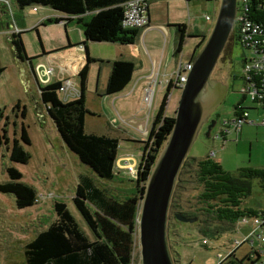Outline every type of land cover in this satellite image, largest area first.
Here are the masks:
<instances>
[{
    "label": "trees",
    "instance_id": "16d2710c",
    "mask_svg": "<svg viewBox=\"0 0 264 264\" xmlns=\"http://www.w3.org/2000/svg\"><path fill=\"white\" fill-rule=\"evenodd\" d=\"M130 1L132 0H14V6L19 11L24 10L26 6L32 8L36 5L52 8L60 16L47 17L42 25L58 24V20L63 18L65 26H68L72 21L79 25L86 42L105 41L106 43L118 42L121 45H126L135 43L145 28L124 25L126 8ZM143 2L147 12L149 0H143ZM247 13L252 24L259 26L264 31V3L261 0H250ZM240 25L239 21L233 25L232 34L221 53L224 60L228 57L231 59L232 44L235 40L240 43L243 49L245 48L241 42L243 33ZM1 27L3 28V23H1ZM172 27H175L179 34L174 49L175 57H179L185 45L186 26L179 23ZM37 29L36 26L34 30L37 32ZM22 32H24L23 28L18 33L8 34L12 37L8 41L9 45L11 48L15 47L12 50V56L13 58L20 57L24 61H31L33 57L26 56ZM205 39L206 36L200 37L198 49L205 44ZM86 44H84L85 48ZM89 60H91L90 57L87 62ZM244 62L245 59L243 64H245ZM112 63V71L105 88L106 95H117L123 92L124 88L131 83L132 75L136 70L130 60H114ZM243 64V71L239 75L244 81L241 90L243 97L240 102L233 105V118L236 121L243 120L242 126L244 123H249V110H259L260 108L264 113V71L256 69L245 72ZM218 67L224 75L226 68ZM88 71L87 63L78 74L81 94L77 99L63 102L59 88L62 81L48 83L40 87L39 97L40 101L46 105V111L54 121L55 127L58 128L62 141L78 156L80 162L92 169L99 178L113 181L117 176L116 171H118L116 164L120 143L113 136L88 133L85 128L87 114L93 115L86 102ZM3 72L4 68L0 67V75ZM233 77L236 78L238 75L234 74ZM247 85L249 90L253 91L254 99L248 93ZM172 88V82L167 84L160 110L154 116L149 139L143 142L144 151L141 156L142 161L138 165V177L130 176L128 181L133 184V187L118 195L110 192L107 188L99 187L86 175L80 176L73 204L81 213L88 227L87 231L75 220L69 207H66L63 202L55 201L53 206L57 215L53 223L49 227L41 229L33 240L26 243L24 257L27 264H136L138 262L135 255V244L137 243L136 231L139 227L140 196L146 190V182L150 177L151 169L155 166L157 157L175 124L174 116L169 117L166 113ZM246 99L250 100L251 107L244 105ZM14 109L19 110L22 116L26 117L25 108L21 107L20 101ZM245 112L248 113V117L245 116ZM217 116L220 115L217 113ZM4 119L5 112L0 106V122ZM7 120V118L4 120L3 127L0 128V147L5 146V149L10 153L11 162L26 164L30 160V153L25 151L22 143L26 145L31 143L27 129L22 126L19 138L11 140L8 136ZM218 120L221 119L218 118ZM241 130L242 127L238 131L237 137ZM228 132H222L224 139ZM211 137L213 136L211 135ZM179 172L171 197V206H169V216L172 219L176 212L185 216L189 215L192 218H199L198 221L206 223L207 230L220 235L221 229L238 232L240 231L238 223L246 224L243 223V219L264 215V212H257L254 208H243L242 206L244 200L252 194L251 183L254 178L260 180V187L264 189V169L241 167L233 174L230 171H225L222 164L208 154L200 159L187 156ZM7 175L10 181L0 183V193L14 195L15 205L19 209L33 206L38 200V193L32 185L22 181V172L17 167H9ZM248 226H251L250 233L233 238L229 245L225 244L223 258L216 264H264V244H261L260 241H255L252 244L253 249L242 258L235 253L237 249L246 244L236 245L238 239L244 241L246 236L251 235L245 239L248 244L251 242L254 227ZM205 236L207 237V234ZM208 241L210 242L209 239ZM204 246L207 247V245Z\"/></svg>",
    "mask_w": 264,
    "mask_h": 264
},
{
    "label": "rangeland",
    "instance_id": "374dc122",
    "mask_svg": "<svg viewBox=\"0 0 264 264\" xmlns=\"http://www.w3.org/2000/svg\"><path fill=\"white\" fill-rule=\"evenodd\" d=\"M9 2V7L6 10L12 15L14 0H6ZM202 3L197 4V7L192 12L183 10H175L176 15H180V19L185 20L186 25L193 23L196 19L197 23L202 29H206V33H211L212 27L218 17L217 13L220 10L221 0H201ZM207 5L205 6L204 4ZM40 9V14L45 11L44 8L36 5ZM29 9L26 6L25 19L28 22H32L36 16L30 15ZM1 11V7H0ZM12 11V12H11ZM21 13V11H18ZM185 14V16H183ZM212 17V23L207 27L208 19ZM20 21V19H17ZM0 20V67L4 68L3 74L0 75V106L5 112V119H8L9 138H19L22 133V126L26 127L28 132L30 145L23 144V148L27 153H30V160L26 164L19 162H11L8 151L5 146L0 147V183L8 182L7 169L9 167H17L22 172V181L26 184L33 186V189L38 193V200L32 206L28 208L19 209L15 205V196L12 194L0 193V264H27L24 257L26 243L33 240L41 229L49 227L55 220L56 211L54 209V202H63L66 207H69L73 217L76 221L87 231L88 227L82 218L81 213L75 208L73 199L75 196V189L79 184V177L86 175L93 182L99 185L101 188H107L110 192L120 194L127 191L128 188H132L133 184L129 183L131 178L130 174L126 170L121 171V178L119 175L112 180H103L99 176L89 169L85 164L81 163L78 156L72 152L64 141L61 139V134L58 128L55 127L54 121L51 119L46 111V106L42 102L36 103L37 99V87L35 85V79L29 74V65L25 66L26 74L30 79V87L32 95L28 94V90L24 87L20 74L18 73V66L13 58L12 48L8 43L7 36L1 31ZM59 28V27H58ZM170 28V27H169ZM62 29V28H61ZM57 29L53 26H48L46 30L37 34L33 29L32 31H25L22 34L23 44L26 49L28 58H35L34 56H40L43 53L42 44L44 43L43 35L46 37V42L49 39H54V34ZM63 30V29H62ZM61 30V32H62ZM177 30V29H176ZM43 34V35H42ZM208 34V35H209ZM39 35L42 37L40 38ZM163 37V36H162ZM185 48L186 56H182L184 63L194 61L198 56V45L200 38L197 36L186 37ZM42 39V40H41ZM198 49V50H197ZM244 49L240 43L235 40L232 44L231 51V64L226 65V72L223 75L219 71L218 66H222L223 62L217 64L216 69L211 76L213 80H220L222 84L227 86V95L222 103L217 106L216 112L211 116L210 120L220 118L222 120H232L234 117V107L236 103L242 100L243 95L241 90L244 86V81L239 76L242 71V64L244 61ZM249 55V53L247 54ZM172 55L170 56V58ZM251 57L250 55L248 56ZM38 61V60H36ZM170 63L173 66L172 60ZM238 77H233V75ZM96 78V77H95ZM77 86L80 84V80H75ZM92 85V84H91ZM222 86V85H221ZM167 84H159L156 88V95L152 101V106L147 109L144 105L139 107V113L137 117V123L143 122V128L141 135L143 139L148 138L150 126H152L154 116L160 110L161 100L164 99L166 93ZM78 88V87H77ZM221 88H219V91ZM178 94L174 97L171 91V97L167 102L166 113L169 117H173L176 114L178 108V101L181 97V89H177ZM35 98V100L32 99ZM18 101L21 102V107L25 108L26 117L22 116L19 110L14 109ZM113 99H110L109 103L98 102L97 99L89 101L91 109L97 111L95 116L89 118L86 128L89 133H99L100 131L109 132V128L105 126L104 122L100 120L98 116L102 107H111L115 111L113 106ZM245 106L251 107V102L246 99ZM36 105L41 106V114H43V120L39 123L38 116L36 114ZM99 110V111H98ZM217 113L220 116H217ZM250 117L249 123H244L240 135L233 131L234 126L230 127L226 139L222 137L207 138L206 129L207 124H204L200 129L197 140L192 144V148L187 156L200 159L205 155H208L212 150L216 151L214 159L222 164L224 170L230 171L235 174L241 167L264 169V125L262 122V110L255 109L249 110ZM217 117V118H216ZM4 120L0 122V128H2ZM125 123L120 122L121 127ZM126 125V124H125ZM114 126V125H112ZM116 126V125H115ZM114 126V127H115ZM129 126L135 127L131 124ZM221 127V122L218 120L215 129L212 130V136ZM141 128V127H140ZM225 130V129H223ZM147 132V135L145 133ZM139 135V134H138ZM140 136V135H139ZM141 137V136H140ZM120 141L121 147L117 153L118 158L127 149H132L136 157L140 160V148L143 144H131L128 143L125 138ZM144 140L142 142H144ZM127 148V149H125ZM128 151V150H127ZM120 178V179H119ZM260 180L254 178L251 183L252 194L248 196L244 203L243 208L263 209L264 211V189L260 187ZM257 211V210H256ZM169 224V241L171 249L175 253V264H216L220 260V254L225 244H230L233 238L240 237L248 234L251 231L249 224L238 223L240 231L234 232L229 229H221V234L216 235L207 230V225L203 221L195 223H180L170 216L168 219ZM139 231V227H138ZM136 231L137 243L135 244V255L140 263V249H139V236ZM205 231H207L205 233ZM207 234V237L205 236ZM207 238L210 240L207 247L204 246L203 240ZM249 248L248 244L243 245L237 249L236 255L244 256L246 250Z\"/></svg>",
    "mask_w": 264,
    "mask_h": 264
},
{
    "label": "crops",
    "instance_id": "0c3cea01",
    "mask_svg": "<svg viewBox=\"0 0 264 264\" xmlns=\"http://www.w3.org/2000/svg\"><path fill=\"white\" fill-rule=\"evenodd\" d=\"M198 2L202 3L201 0H149V7L147 10L150 19L148 25L149 28H144L138 39L133 44L129 43L121 45L118 42L106 43L105 41L100 43L92 41L86 42L85 37L82 35V30L75 21L70 22L68 26L53 23L42 25V22L47 19V17L60 16L56 11L49 7L44 8L45 11L41 14L38 6V10L35 13H31V9H29L30 15L39 16H36L32 22H28L25 19V10H21V13H19V10L13 4L15 10L13 9V15L11 17L9 11L6 10V7L0 3V20L3 23L1 31L8 37V34H6L7 30H14V28L19 30L23 28L24 32H27L32 31L37 26V34L46 30L48 26H53V28L57 29L55 30L57 32L54 34V39L51 38L47 40V42L46 37L42 34L44 40V43L42 44L43 53L40 56H34L35 58H33V60L27 62L29 65V74L34 77L35 85L37 87L36 96L38 101H36L34 97H32V99L35 100L36 103L42 102L39 97L40 87H43L48 83H58L59 81H62L63 78L73 79L75 85L77 86L75 80H80L78 74L88 63L89 71L87 72L88 84H86V102L93 115L87 114L86 124H88L89 118L98 113L97 111L91 109L89 101L97 99L98 102L102 101V103L106 105V103H109L110 99H113L112 102L114 103L113 106L115 111L112 110L111 107L109 109L107 107H102L100 111L98 110L100 120L103 121L105 123L104 125L109 128V132L100 131L99 133L101 135L113 136L118 143L125 138L128 143L135 144L136 142L141 145L143 144L142 141L144 139L140 131L146 129L143 128V122L137 123V117L135 116L139 113L138 109L140 106L144 108V105L142 104L144 94L143 90L149 83V75L152 73L153 69H156V71L159 72L161 84H167L165 82L166 78H174L178 59L182 58V56H186L187 54L184 50L186 49L184 45V48H182V51L180 52V56L175 57L174 49L176 48L177 37L179 34L176 28L172 26L176 24L179 25V23L185 24V20L180 19V15H176L174 11L183 10V13L185 11L192 12V10L197 7ZM204 5L206 6L207 3ZM183 16H185V14ZM21 17L22 20L20 23L17 19H20ZM3 18H5V20H3ZM196 21L197 20L194 19L193 23L189 26L185 24L186 35L184 40L187 39L186 37L194 35L199 38L209 36V33H206V29H202V27L196 24ZM211 23L212 17L210 16L208 23H206L207 27H209ZM8 25L9 27L5 29ZM39 37L42 38L40 35ZM85 43H87L86 48L84 47ZM171 55L172 57L170 58ZM89 57L91 60L87 62ZM114 60H130V62L135 65L136 70L132 75L131 83L124 88L123 92L117 95H106L105 88L109 80V74L112 71V61ZM171 60L173 62V66L170 63ZM47 68L51 69L49 74H45V69ZM24 72L26 74L25 69ZM27 80H29L30 86L31 81L28 75ZM77 87L79 88V86ZM33 89L34 88L31 87V91H29L28 94L32 95ZM177 89H180V87L172 88L174 97L178 94L176 92ZM173 95L172 97L170 95L171 99H173ZM36 107L41 108L39 105H36ZM120 122H124L126 125L124 124L121 127ZM131 124L135 125V127L129 126ZM112 125L116 126L114 127ZM152 126H150V132L147 139H149ZM86 130L88 132L87 128ZM145 135H147V132ZM147 139H145L144 142ZM127 150L120 155L116 164V169H118V171H116V175H119L120 178L122 176L121 171L126 170L124 168L125 160L129 161L131 164H136V166L140 165L142 161V152L144 151V144L140 148V150H142L139 155L140 160L136 157V154H134L132 149ZM256 210L257 212H264L262 211L263 209H260L259 211L258 209ZM249 249L250 246L246 250L245 254H248ZM224 250L225 249L222 250L223 253L221 254L225 253Z\"/></svg>",
    "mask_w": 264,
    "mask_h": 264
},
{
    "label": "water",
    "instance_id": "95a60500",
    "mask_svg": "<svg viewBox=\"0 0 264 264\" xmlns=\"http://www.w3.org/2000/svg\"><path fill=\"white\" fill-rule=\"evenodd\" d=\"M238 2L236 0H221L218 17L213 25L205 44L198 50V56L192 62V69L187 75V82L181 89L180 101L174 115L175 124L172 127L168 140L165 141L155 166L151 169L145 192L140 196L139 249L141 264H175L169 250L168 219L172 193L175 182L179 177L192 144L197 140L200 129L208 122L219 103L226 97L227 86L220 80H213L211 76L221 57L222 50L227 45L228 38L236 22ZM149 18V15H148ZM150 20V19H149ZM9 27L6 26L5 29ZM8 40L12 37L8 36ZM15 47H12L14 50ZM18 73L24 87L31 91L29 80L24 72L27 60L14 57ZM222 85V86H221ZM219 88L221 90L218 93ZM41 108L36 107L39 123L43 120ZM218 120H210L206 129V137L210 138ZM174 218L180 223H195L199 218L175 213Z\"/></svg>",
    "mask_w": 264,
    "mask_h": 264
},
{
    "label": "built area",
    "instance_id": "2783aa9c",
    "mask_svg": "<svg viewBox=\"0 0 264 264\" xmlns=\"http://www.w3.org/2000/svg\"><path fill=\"white\" fill-rule=\"evenodd\" d=\"M249 1L250 0H236L238 2V11L236 12V21L241 22L240 29L243 33V38L241 39V42H243L244 48V59L245 64L244 65V71L250 72L252 70L256 69H262L264 71V31L263 29L259 28V26L253 25L251 19L249 18L248 11H249ZM264 3V0H261ZM10 2V1H9ZM9 2L6 0H0V3L4 5V7H9ZM145 3L143 0H132L129 2L128 7L126 8V19L124 20V25L132 26L134 28L139 27H149V18H148V12L145 10ZM37 7L31 8V13L37 12ZM12 12V11H11ZM13 14V12H12ZM58 24L65 25V20L63 18H60L58 20ZM20 30L17 28H14V30H7L6 34H12V33H18ZM165 31V30H164ZM261 52V54H259ZM250 58L248 57L249 55ZM192 60L190 62L184 63L182 58H179L176 63V71L173 79L166 78L165 82L167 84H170V82L173 83V88H183L184 84L187 82V75H189L191 69H192ZM51 72L50 68L45 69V74H49ZM149 83L144 88L143 92V100L142 104L147 106V109L150 110L152 106V101L154 100V97L156 95V88L159 84H161V81L159 79V72L156 71V69H153L152 73L149 75ZM174 80V81H172ZM60 97L63 100V102L71 101L72 99H77L80 97V89L77 88L75 85L73 79L71 78H63L62 83L60 84ZM248 93L252 95V99H254L255 95L252 90H249V87L247 85ZM245 116L248 117V113L245 112ZM262 122L264 124V113L262 116ZM221 127L215 132L216 134L213 135V138H220L223 136L222 132H226L230 130V127L234 126V132L236 134L241 129L243 120H237L233 118L232 120H220ZM225 129V130H223ZM216 151L212 150L209 153L210 157H213L215 155ZM124 168L127 170V173H129L133 178H137L139 174L138 166L136 164H131L129 161H124ZM243 223H247L249 225H252L254 227L253 236L251 242L248 244L245 239L249 238V236H246L242 241L241 239H238L236 241V245H241L243 243H246L250 246V249L252 248V244L255 241H260L261 244H264V215H260L258 217H252L251 219H243ZM255 239V240H254ZM204 245H209L208 239L203 240ZM245 245V244H244ZM220 259L223 258V255L220 254Z\"/></svg>",
    "mask_w": 264,
    "mask_h": 264
},
{
    "label": "flooded vegetation",
    "instance_id": "af4514ba",
    "mask_svg": "<svg viewBox=\"0 0 264 264\" xmlns=\"http://www.w3.org/2000/svg\"><path fill=\"white\" fill-rule=\"evenodd\" d=\"M5 17V16H4ZM3 20H5V18H3ZM221 62H223V65H224V67H222L221 65H220V67H222V68H225L226 67V65H230L231 64V59H230V57H228L227 59H225L224 60V58H222V55H221V57H220V59H219V61H218V63L217 64H219V63H221ZM217 66V65H216ZM218 80V79H217ZM216 112V111H215ZM210 119H211V117H209L207 120H208V122L206 123L207 124V126L210 124ZM171 244H170V241H169V250H171V254H172V256H173V260H175L176 258H175V253L173 252V250L171 249Z\"/></svg>",
    "mask_w": 264,
    "mask_h": 264
}]
</instances>
